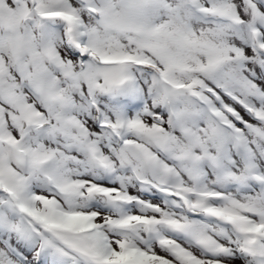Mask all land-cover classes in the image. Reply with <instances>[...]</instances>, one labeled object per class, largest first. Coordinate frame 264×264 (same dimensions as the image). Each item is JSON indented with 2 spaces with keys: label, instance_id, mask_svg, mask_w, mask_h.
<instances>
[{
  "label": "snow or ice",
  "instance_id": "6c2138e0",
  "mask_svg": "<svg viewBox=\"0 0 264 264\" xmlns=\"http://www.w3.org/2000/svg\"><path fill=\"white\" fill-rule=\"evenodd\" d=\"M0 264H264V0H0Z\"/></svg>",
  "mask_w": 264,
  "mask_h": 264
}]
</instances>
